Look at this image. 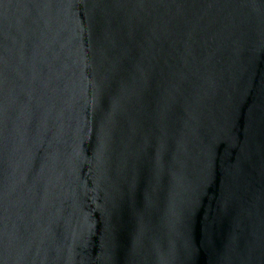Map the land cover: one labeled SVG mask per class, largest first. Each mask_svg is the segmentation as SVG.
<instances>
[{
    "label": "water",
    "instance_id": "95a60500",
    "mask_svg": "<svg viewBox=\"0 0 264 264\" xmlns=\"http://www.w3.org/2000/svg\"><path fill=\"white\" fill-rule=\"evenodd\" d=\"M0 264H264V0H0Z\"/></svg>",
    "mask_w": 264,
    "mask_h": 264
}]
</instances>
